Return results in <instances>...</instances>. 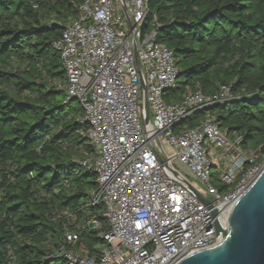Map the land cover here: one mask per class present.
Wrapping results in <instances>:
<instances>
[{"label": "trees", "instance_id": "16d2710c", "mask_svg": "<svg viewBox=\"0 0 264 264\" xmlns=\"http://www.w3.org/2000/svg\"><path fill=\"white\" fill-rule=\"evenodd\" d=\"M82 1L0 0V264H67L56 253L63 244L88 255L106 245L103 206L89 205L96 175L81 162L95 147L82 105L70 108L54 47L65 25L43 21L44 11L77 17ZM149 7L143 32L156 15V39L174 51L181 71L167 102L230 84L232 99L185 122L195 127L210 113L263 160L264 0H149ZM14 57L34 68L10 70ZM71 230L81 232L75 243L67 240Z\"/></svg>", "mask_w": 264, "mask_h": 264}, {"label": "built area", "instance_id": "2783aa9c", "mask_svg": "<svg viewBox=\"0 0 264 264\" xmlns=\"http://www.w3.org/2000/svg\"><path fill=\"white\" fill-rule=\"evenodd\" d=\"M126 3L135 28L122 0H83L77 17L54 42L66 72L63 88L68 100L76 98L82 105L95 147L90 160L82 162L96 175L89 205L103 206L109 221L101 252L88 255L66 244L57 249L67 264H174L212 247L222 238L217 216L189 184L212 202L226 224L234 204L264 168L261 154L244 149L242 135L230 136L214 116L195 127L184 125L198 111L232 99L231 85L213 93L189 91L182 100L167 102L165 95L178 86L181 72L174 51L157 41L156 15L143 32L149 0ZM176 161L212 198L180 173ZM215 173L221 188L214 184ZM93 221L98 230L99 222ZM80 234L71 230L67 240L75 243Z\"/></svg>", "mask_w": 264, "mask_h": 264}, {"label": "water", "instance_id": "95a60500", "mask_svg": "<svg viewBox=\"0 0 264 264\" xmlns=\"http://www.w3.org/2000/svg\"><path fill=\"white\" fill-rule=\"evenodd\" d=\"M122 3L131 28H135L126 0H122ZM134 51L138 68L141 70L136 36L134 37ZM143 88L144 119L148 122L150 113L144 81ZM71 100H76V98ZM189 186L213 209L214 216H217V231L222 238L214 246L189 254L174 264H264V168L234 204L226 224L224 219L218 215V210L213 207L212 202L190 184ZM90 225L92 232H97L96 222L92 221Z\"/></svg>", "mask_w": 264, "mask_h": 264}, {"label": "rangeland", "instance_id": "374dc122", "mask_svg": "<svg viewBox=\"0 0 264 264\" xmlns=\"http://www.w3.org/2000/svg\"><path fill=\"white\" fill-rule=\"evenodd\" d=\"M43 17H44V19H43V21H44V23H51V22H60V23H62L63 25H66V24H68L69 23V21H71L72 19L71 18H63V17H60V16H58L56 13H54V12H51V13H49V11H44L43 12ZM9 66H10V70H17V69H31V68H34V65H30L29 64V62H27V61H21V59H17L16 57H14V58H12V60L10 61V64H9ZM38 72V71H37ZM46 78H47V81L48 82H50V84H51V82L52 83H55V81H50V79H48V77L46 76ZM45 78V79H46ZM40 78H38V80H39ZM57 82V81H56ZM217 84H218V82H217ZM72 106L70 107V108H80V103L78 102V101H73V103L71 104ZM211 114L210 113H208V114H205L204 115V118L205 117H208V116H210ZM203 118V119H204ZM188 124V122H185L184 123V125H187ZM85 134V133H84ZM87 141L86 142H88V138L86 139ZM77 147V146H76ZM248 152L249 151H253V148L251 149V148H248V150H247ZM94 155V153L92 154V153H88V155H87V157L86 158H84V159H82L81 158V162H83V161H85V160H87V159H89L90 160V158L92 157ZM77 158H80V157H78V156H76L75 157V159H77ZM88 160V161H89ZM91 161H89V163H90ZM88 163V164H89ZM175 165H176V167H177V169L180 171V173L191 183V184H193L196 188H198L199 190H201V191H204V192H206V194L208 195V196H210L211 198H212V196L211 195H209V193L206 191V189L204 188V186L201 184V182L199 181V180H197V179H195L193 176H191L190 174H189V172H188V168L183 164V163H181L180 161H176L175 162ZM0 180H1V177H0ZM214 184L217 186V187H219V188H221L222 187V183L220 182V180L218 179V177H217V174L215 173V177H214ZM96 211H98V212H100V211H102V210H100V209H96Z\"/></svg>", "mask_w": 264, "mask_h": 264}]
</instances>
